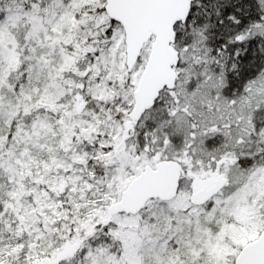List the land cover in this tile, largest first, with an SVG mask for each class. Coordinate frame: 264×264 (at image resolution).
Listing matches in <instances>:
<instances>
[{
  "label": "snow or ice",
  "instance_id": "6c2138e0",
  "mask_svg": "<svg viewBox=\"0 0 264 264\" xmlns=\"http://www.w3.org/2000/svg\"><path fill=\"white\" fill-rule=\"evenodd\" d=\"M0 264H264V0H0Z\"/></svg>",
  "mask_w": 264,
  "mask_h": 264
}]
</instances>
